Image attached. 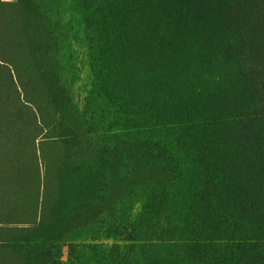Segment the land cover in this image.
<instances>
[{"label":"trees","instance_id":"trees-1","mask_svg":"<svg viewBox=\"0 0 264 264\" xmlns=\"http://www.w3.org/2000/svg\"><path fill=\"white\" fill-rule=\"evenodd\" d=\"M0 264H264V0H0Z\"/></svg>","mask_w":264,"mask_h":264}]
</instances>
